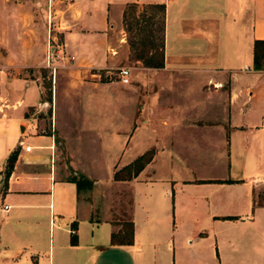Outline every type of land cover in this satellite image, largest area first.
<instances>
[{
	"label": "crops",
	"instance_id": "1",
	"mask_svg": "<svg viewBox=\"0 0 264 264\" xmlns=\"http://www.w3.org/2000/svg\"><path fill=\"white\" fill-rule=\"evenodd\" d=\"M117 1L105 2L101 16L94 2L64 4L73 16L59 30V51L70 59L66 85L81 90L62 91L52 118L30 112L35 104L9 118L5 109H17L21 99L0 101V264H202L173 245L168 232L178 216L203 237L210 232L198 228L211 223L214 264H264V69L253 68L254 40H264V0ZM127 2L165 4L164 62H140L124 83L112 74ZM4 3L0 28L33 19ZM92 68L113 73L81 79ZM84 131L104 145L83 150L73 136L81 141ZM150 148L153 156L136 176L114 179L116 169ZM105 164L103 179L98 169ZM69 166L92 185L78 190ZM130 219L133 241L111 243ZM73 220L77 244L70 243Z\"/></svg>",
	"mask_w": 264,
	"mask_h": 264
},
{
	"label": "rangeland",
	"instance_id": "2",
	"mask_svg": "<svg viewBox=\"0 0 264 264\" xmlns=\"http://www.w3.org/2000/svg\"><path fill=\"white\" fill-rule=\"evenodd\" d=\"M4 2H14L15 5L19 7L14 8L16 12L19 14H30L33 19H31V22H21V25L10 23L6 26L7 28H0V44L4 45V47L0 49V101L1 103L9 102L11 104L15 102L16 99H21V103L17 106V109H12L14 107L11 106L5 109L9 118L15 119V117L20 114L22 108L28 104H35L34 106H30V112L39 110L38 112H41L42 117L47 118L49 115V118H52L55 110V99L57 100L62 94V91L76 94L78 90H81L80 87H74V85L70 87L66 85L72 78V74L70 73V59L68 60L63 56L64 53L59 51V43L60 40L62 41V32L59 30L70 27L71 22L70 20L68 21V17L73 16L71 7L66 8L64 4L74 2V0H0V5L2 6L0 8H3L5 5ZM78 2H94L92 6H94L97 15L101 16L104 12L105 2L119 1L78 0ZM2 10L3 12L0 11V16L5 15V8ZM151 11L152 9L147 6H142L140 4L138 6V12H144L146 15H149ZM116 13V7L112 6L110 9V17L114 24L116 23ZM141 22L144 21L141 20ZM121 24L122 26H120V28L117 27L115 30L116 53L114 55L117 61L116 67L128 65L132 72L134 71L132 69H135L140 62L135 59L127 41V37L134 38L135 36V40H140V37L142 38L145 36L151 40L153 37L161 35L160 26L162 23L158 17H155L152 26H149V29L152 27L151 33L147 30L137 34H135L137 30L133 29L131 31H126L123 28V23ZM13 26L15 29H13ZM54 34L57 35L55 39L52 37ZM97 37H99V33H95V37L93 38L94 44H97ZM122 38L124 43L121 40ZM27 39L29 40V45L25 52V48L23 47ZM32 39L34 41H32ZM69 50H72V47L67 49V51ZM116 67H114V71L117 70ZM131 72L128 76L129 79H131ZM99 73L101 74L100 76L97 75ZM105 74V69L92 68L82 73L80 77L85 80L110 79ZM10 77L13 78L11 79ZM112 79H117V76L112 74ZM80 94H82V92ZM97 94L100 95L102 92H98ZM49 98H51V100H48ZM45 99L47 104L39 109L38 102H43ZM122 121H125L124 116ZM17 126L19 128V125ZM82 136L81 141L78 139L79 136H73V139L76 142H80L81 148L85 151H97L100 146L104 145H100L97 137L93 136L90 131L82 132ZM105 145L108 147L111 144L105 141ZM69 170L72 175L75 174L73 173L74 169L70 166ZM109 171V167L106 166V164L105 166H100L98 169V173L103 179L107 178ZM263 199L264 187L259 189L258 201H262ZM126 207H128V205H126ZM126 207L122 205V210L127 211ZM181 220L182 222L179 224ZM175 224L177 227L171 229L168 235L171 237L172 243L178 253L181 252L187 256L189 252H192V254L201 258L202 264H214L218 262L215 250H213L214 238L211 235L213 233V226L209 221L203 222L202 226L197 230L209 231L208 237H203L202 234L193 232L194 228L191 222L186 221L183 216H178ZM226 229H228V227H226ZM187 236L188 239H186Z\"/></svg>",
	"mask_w": 264,
	"mask_h": 264
},
{
	"label": "trees",
	"instance_id": "3",
	"mask_svg": "<svg viewBox=\"0 0 264 264\" xmlns=\"http://www.w3.org/2000/svg\"><path fill=\"white\" fill-rule=\"evenodd\" d=\"M152 9L149 15H146L144 12H138V4L135 2H127L123 12H122V23L123 28L126 31H131L133 29L137 30V33L141 31L152 32V27L149 29V26H152L153 19L158 17L161 20V35L158 37H153L151 40L143 36L140 37V40H135L134 38L127 37V41L131 48V51L134 54L135 59L147 66H162L164 62V3H151L144 4ZM143 20L144 22H141ZM144 23V24H143ZM253 68L255 69H264V40L255 39L253 44ZM46 100V99H45ZM48 100H51L49 98ZM154 150L152 148L144 151L142 154L138 155L128 164L118 168L114 171V179H130L133 176H136L138 172L144 167V165L149 162L153 156ZM14 159L13 154L8 157V166L6 170V175L9 174L12 161ZM70 179L76 183V186L79 189L83 187H90L92 185V180L82 174H73L70 176ZM260 204H264V199L259 201ZM225 218L234 217L232 215L224 216ZM71 233H70V243L77 244V221L73 220L70 223ZM133 241V221L125 220L122 222L121 228L118 231H113L111 233V243H131Z\"/></svg>",
	"mask_w": 264,
	"mask_h": 264
},
{
	"label": "built area",
	"instance_id": "4",
	"mask_svg": "<svg viewBox=\"0 0 264 264\" xmlns=\"http://www.w3.org/2000/svg\"><path fill=\"white\" fill-rule=\"evenodd\" d=\"M49 52H50V49H49ZM112 73L113 72L108 73L106 71V74L105 75L110 78L109 75L112 74ZM113 74L116 75L117 76V79H119L121 82L127 83V82H129V77L128 76L130 74V67L128 65L118 66L117 67V70L114 71ZM98 75L100 76L101 74L99 73ZM20 143H21V145L23 146V148L25 150H28V151L30 150L31 145H29V144H23V141L22 140H20ZM4 208L7 209L8 208V205L5 204L4 205Z\"/></svg>",
	"mask_w": 264,
	"mask_h": 264
},
{
	"label": "water",
	"instance_id": "5",
	"mask_svg": "<svg viewBox=\"0 0 264 264\" xmlns=\"http://www.w3.org/2000/svg\"><path fill=\"white\" fill-rule=\"evenodd\" d=\"M46 104H47L46 101L40 102V103L38 104V108H41L42 106H45ZM20 128L22 129V126H21Z\"/></svg>",
	"mask_w": 264,
	"mask_h": 264
}]
</instances>
